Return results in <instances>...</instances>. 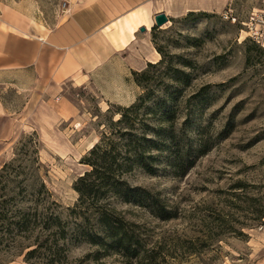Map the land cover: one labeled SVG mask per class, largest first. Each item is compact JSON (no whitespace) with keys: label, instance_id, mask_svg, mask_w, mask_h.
<instances>
[{"label":"rangeland","instance_id":"1","mask_svg":"<svg viewBox=\"0 0 264 264\" xmlns=\"http://www.w3.org/2000/svg\"><path fill=\"white\" fill-rule=\"evenodd\" d=\"M65 3L0 0L47 28L61 21ZM261 11L264 0H233L221 13L167 14L163 27L152 15L153 27L142 34L160 59L139 77L111 80V92L106 79L68 83L57 97L0 88V210L37 220L24 242L42 246L33 263L264 264V43L249 34ZM140 97L136 122L157 143V172L125 176L143 205L114 196L103 202L132 244L124 254L78 207L74 184L91 170L83 164L89 151ZM43 184L49 198L35 196ZM154 200L167 219L153 212ZM0 236V264H25L18 244L5 231Z\"/></svg>","mask_w":264,"mask_h":264},{"label":"crops","instance_id":"2","mask_svg":"<svg viewBox=\"0 0 264 264\" xmlns=\"http://www.w3.org/2000/svg\"><path fill=\"white\" fill-rule=\"evenodd\" d=\"M232 1L65 0L61 21L48 28L34 26L16 7L0 6V88L57 97L68 83L82 87L106 79L111 92L116 88L111 80L128 79L160 59L149 51V36L141 32L146 27L140 26L134 38L128 32L119 34L117 27L132 13L144 9L151 19L159 13L174 18L221 13ZM0 110L4 112L1 103Z\"/></svg>","mask_w":264,"mask_h":264},{"label":"trees","instance_id":"3","mask_svg":"<svg viewBox=\"0 0 264 264\" xmlns=\"http://www.w3.org/2000/svg\"><path fill=\"white\" fill-rule=\"evenodd\" d=\"M189 15H195V13ZM157 51L162 54L161 50L157 49ZM163 63L164 59L157 65ZM153 66L155 65L149 64L150 68ZM133 75L139 77L140 73L134 72ZM145 75L146 72L142 74V76ZM136 83L141 86L137 80ZM144 101L145 97H140L137 104L122 110L121 118L112 122L111 132L103 134L100 141L83 159V164L89 166L91 170L81 176L74 184V189L79 194L78 207H82L90 213L88 218L95 216L98 219V225L111 241V247L124 254L130 253L132 244L127 238V232L113 223V210L110 212L104 210L103 202L114 196L126 203L143 205V198L140 196L141 190L131 188L125 181V176L131 174L135 169H140L150 175L157 172V166L154 163L156 157L153 154L157 143L148 137V132L151 131L149 127L143 124L137 126L136 122ZM164 116L168 117L169 114ZM140 130H142L141 134L138 133ZM155 135H160V133L155 132ZM30 144L33 150L38 153L39 141L31 139ZM7 168L8 166L4 167L3 171ZM43 195L47 198L51 196L44 184L40 191L35 192L37 197ZM149 206L154 213H158L161 218L167 219L163 216L165 210L158 206L157 200L151 202ZM5 221L10 222L9 228H4L1 224ZM36 225L37 220L32 219L30 215L0 210V234L5 231L8 239L12 240V243L18 244L22 250L19 256L24 255V260L28 264H37L33 263L32 260L42 249L41 244H36L34 249L24 244V242L29 241ZM15 229L20 234H17ZM4 242L5 238L0 236V247ZM26 249L29 251L26 252Z\"/></svg>","mask_w":264,"mask_h":264},{"label":"bare ground","instance_id":"4","mask_svg":"<svg viewBox=\"0 0 264 264\" xmlns=\"http://www.w3.org/2000/svg\"><path fill=\"white\" fill-rule=\"evenodd\" d=\"M152 20L150 15L143 9L137 12L132 13L127 19H125L117 27L119 34L124 37L125 33L128 32L132 38L135 37V32L140 26L146 27L148 30L152 28ZM165 26V25H164ZM126 40H122V44H126ZM93 145L91 146V148Z\"/></svg>","mask_w":264,"mask_h":264},{"label":"built area","instance_id":"5","mask_svg":"<svg viewBox=\"0 0 264 264\" xmlns=\"http://www.w3.org/2000/svg\"><path fill=\"white\" fill-rule=\"evenodd\" d=\"M66 4H64V8ZM228 16V15H226ZM249 34L258 42H263L264 39V11H261L258 14H254L250 20Z\"/></svg>","mask_w":264,"mask_h":264},{"label":"water","instance_id":"6","mask_svg":"<svg viewBox=\"0 0 264 264\" xmlns=\"http://www.w3.org/2000/svg\"><path fill=\"white\" fill-rule=\"evenodd\" d=\"M170 19L164 13L158 14L155 16V23L157 27H163L164 25L168 24ZM141 32H146V28H142Z\"/></svg>","mask_w":264,"mask_h":264}]
</instances>
